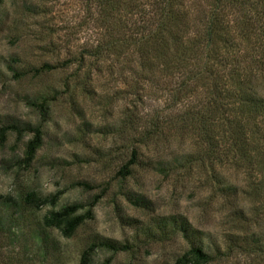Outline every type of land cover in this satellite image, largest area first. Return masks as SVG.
Instances as JSON below:
<instances>
[{
	"label": "rangeland",
	"instance_id": "1",
	"mask_svg": "<svg viewBox=\"0 0 264 264\" xmlns=\"http://www.w3.org/2000/svg\"><path fill=\"white\" fill-rule=\"evenodd\" d=\"M99 15L89 0H6L0 8V126L43 131L30 164L32 133H11L0 148V264H80L101 243L122 249L97 248L92 264H174L193 246L205 249L210 264H264L251 248L264 250L256 167L241 173L233 164L185 165L207 146L167 105L163 89L173 81L156 79L142 91L132 63L82 60L103 32ZM133 113L141 122L124 129ZM148 121L161 129L145 139ZM134 145L142 147L140 158L123 177ZM29 192L57 196V203L35 210L22 201ZM92 202L93 219L73 238L43 228L50 212Z\"/></svg>",
	"mask_w": 264,
	"mask_h": 264
},
{
	"label": "trees",
	"instance_id": "2",
	"mask_svg": "<svg viewBox=\"0 0 264 264\" xmlns=\"http://www.w3.org/2000/svg\"><path fill=\"white\" fill-rule=\"evenodd\" d=\"M5 1L0 0V8ZM91 1L97 4L100 15L96 20L103 32L97 45L82 53V60L87 57L101 62L112 60L115 66L125 61L132 63L133 80L141 84L142 91L146 85L155 84L156 79L165 83L172 80L174 85L171 88L165 85L163 89L168 96L167 105L179 109L181 128L187 132L190 129L207 146L198 159L194 157L185 165L233 164L241 173L256 167L264 194V0ZM46 105L37 104L41 114L46 113ZM134 114L122 121L124 129L141 122ZM147 123L145 139L161 129L158 122ZM27 132L33 134L25 150V162L30 164L43 145L40 125L0 126V148L11 133ZM141 149L140 145L132 149L130 160L119 175H130V166L138 163ZM159 170L167 172L164 168ZM57 199L29 192L22 201L39 210L46 205L55 206ZM140 202L134 201L135 205L143 204ZM94 205L92 202L85 208L74 204L52 211L44 217L42 226L71 239L93 219ZM181 232L187 234V228L181 227ZM258 245L251 246L253 253L264 254ZM97 248L122 249L109 243L92 245L82 253L80 264H92ZM211 261L203 247L193 246L174 264ZM101 264H110V260Z\"/></svg>",
	"mask_w": 264,
	"mask_h": 264
}]
</instances>
